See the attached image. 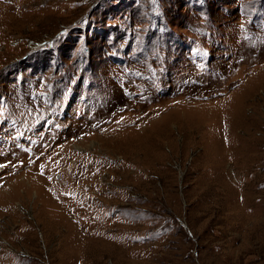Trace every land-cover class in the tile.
I'll use <instances>...</instances> for the list:
<instances>
[{
  "label": "rangeland",
  "instance_id": "rangeland-1",
  "mask_svg": "<svg viewBox=\"0 0 264 264\" xmlns=\"http://www.w3.org/2000/svg\"><path fill=\"white\" fill-rule=\"evenodd\" d=\"M0 192V264H264V0H0Z\"/></svg>",
  "mask_w": 264,
  "mask_h": 264
},
{
  "label": "bare ground",
  "instance_id": "bare-ground-1",
  "mask_svg": "<svg viewBox=\"0 0 264 264\" xmlns=\"http://www.w3.org/2000/svg\"><path fill=\"white\" fill-rule=\"evenodd\" d=\"M38 179V178H37ZM36 183V180L34 182V180H28L27 176L21 177V180L19 182V185H23V186H27V187H31L32 185H34ZM2 190V189H1ZM8 192V190H6V193ZM1 193V192H0ZM8 194V193H7ZM10 259V258H9Z\"/></svg>",
  "mask_w": 264,
  "mask_h": 264
}]
</instances>
